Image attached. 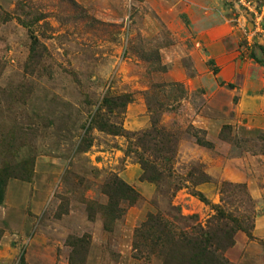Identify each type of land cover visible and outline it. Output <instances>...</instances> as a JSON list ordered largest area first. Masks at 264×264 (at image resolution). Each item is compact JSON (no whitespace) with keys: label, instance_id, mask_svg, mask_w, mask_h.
<instances>
[{"label":"rangeland","instance_id":"374dc122","mask_svg":"<svg viewBox=\"0 0 264 264\" xmlns=\"http://www.w3.org/2000/svg\"><path fill=\"white\" fill-rule=\"evenodd\" d=\"M0 191V264H264V0H0Z\"/></svg>","mask_w":264,"mask_h":264},{"label":"trees","instance_id":"16d2710c","mask_svg":"<svg viewBox=\"0 0 264 264\" xmlns=\"http://www.w3.org/2000/svg\"><path fill=\"white\" fill-rule=\"evenodd\" d=\"M254 60L255 57L251 56ZM263 64V63H262ZM145 168H143L144 170ZM144 179L150 180V178H147V176L143 175ZM122 187V190H120L119 195L121 196V199L124 197L130 195V197H126V199H133L134 193L130 191V189L124 184H120ZM200 201L204 202V199L202 196H198ZM2 194L0 191V203L2 202ZM219 218L221 217L218 214ZM150 230V232L155 234L154 237V248H159L162 250L163 248L167 250V252H164L161 254L163 255L164 261H166L168 258L169 253H171V249H175L177 247L184 246V248L187 250L190 248L191 250H195L193 253V258L191 259L192 264H228L226 260H224L218 252L223 251L224 249L228 248L230 246V238L229 242L226 246H219L217 239H215V235L212 234V238L207 235L211 231H202L200 237L195 236H189V238H186L185 234H180L175 231L173 223H171L169 220L162 218L159 216H147L145 222L141 225L139 231L137 233H141L140 237L143 235L144 231ZM210 237V238H209ZM232 237V235H230ZM134 249L136 250L135 246ZM189 263V264H190Z\"/></svg>","mask_w":264,"mask_h":264}]
</instances>
